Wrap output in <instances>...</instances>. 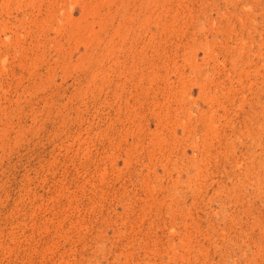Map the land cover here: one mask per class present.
Returning <instances> with one entry per match:
<instances>
[{"label": "rangeland", "instance_id": "374dc122", "mask_svg": "<svg viewBox=\"0 0 264 264\" xmlns=\"http://www.w3.org/2000/svg\"><path fill=\"white\" fill-rule=\"evenodd\" d=\"M0 264H264V0H0Z\"/></svg>", "mask_w": 264, "mask_h": 264}]
</instances>
